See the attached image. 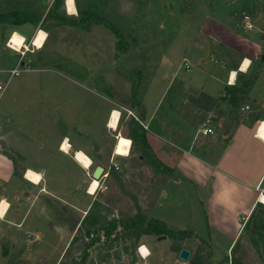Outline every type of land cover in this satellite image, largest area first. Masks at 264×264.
<instances>
[{
    "label": "rangeland",
    "instance_id": "374dc122",
    "mask_svg": "<svg viewBox=\"0 0 264 264\" xmlns=\"http://www.w3.org/2000/svg\"><path fill=\"white\" fill-rule=\"evenodd\" d=\"M3 1L0 0V6ZM23 1H27L33 11L41 10L45 14L49 10L51 15L56 14L67 19L76 17V12L74 16L65 13V0L56 1L53 7H51L53 0ZM72 1L74 10L77 3L81 7L91 4L90 6L98 9L106 19L116 25L121 31L123 44H126V53L119 54L117 58L111 55L117 53L115 45L118 40L101 26H94L89 32H82L67 26L48 29L47 22H39L31 27L0 24V64L4 70L8 69L4 78L0 80V84L6 83L2 97L14 94L13 104L6 102L3 109L15 115L14 120L17 125L18 121L27 118L23 108L29 96L39 91L47 93L50 95L48 99L50 106L60 113L62 105L63 111L69 112L71 123L77 127L83 125L91 130V124L95 122L92 131L95 135L88 138V151L94 154L95 149L101 146L108 157L94 159L88 170L83 169L82 173L77 171L78 177L73 175V180L71 178L65 180L66 187L74 188L73 194L69 192L70 196L64 199L65 203L59 201L61 197L52 196L42 199L41 207L28 206L32 208L35 218L33 216L32 221L25 222L26 229L22 226V230L13 232L5 227L1 228L5 241L0 242V249L2 248L6 254V257L4 256L6 261H3V264H58L66 250L65 264L71 259L76 262L82 260L83 264H227L225 260H229L232 255L247 261L253 254L256 243L246 236L241 235L242 245L236 254L232 252L236 240L227 250V242L217 235L210 233L214 239L212 242L209 239L203 212L206 199L204 200L203 197L206 196L205 192L210 186L195 188L187 184L186 180L173 170L169 173L163 170L157 171L150 157L146 155L140 157L139 145L131 144L126 138L131 129L128 123L130 118L143 130L146 129V125L137 119L136 109V106L142 109V95L145 88L150 94V98L146 100L148 105L156 100L157 94L162 90V86L157 85L156 81L153 86L151 84L146 86L150 77L159 74L157 59L161 55L160 49L171 39L173 30L185 26L191 31L197 22L198 26L200 25L203 16H213L212 11L208 9L209 11H204L205 14L202 11L198 21L199 8L188 5V0ZM245 4L237 2L233 6L234 15L220 8L219 4L216 12L221 13L222 16L233 15L236 18L240 16ZM259 6L255 5L253 11L244 10L247 13H256L261 10L258 9ZM38 30L46 34L44 46L40 50H36L30 44L33 33ZM14 32L25 39L24 45L29 50L20 60L19 55L9 50L6 45ZM238 34L243 36L241 31H238ZM222 55L226 60V68L234 67L239 61L233 52L226 51ZM18 60L22 62L23 68L17 66ZM26 64L29 68L25 67ZM252 64H254L251 65L253 71L246 77L256 74L257 65ZM11 68L24 70L8 78L7 73ZM122 77L129 78L132 83ZM241 77L236 76L233 86L239 85L238 80ZM136 82L139 84V90L133 101L131 84ZM258 84L255 98L258 102H262L264 84L263 81ZM223 89L222 94L212 100L200 93L183 94L178 83L174 82L168 89L166 99L159 102V108L161 111L167 106L168 101L173 112L194 129L205 123V127L212 129L213 132V137L209 141L214 139L213 145L219 144L218 146L222 147V142L228 138L230 131L235 129L236 123L244 122L253 129L258 121L264 120L263 110L256 108L254 103L249 101L248 96L245 100H240L236 107L228 105L227 100L230 96L226 95ZM108 102L113 103L114 109L120 113L117 124V131L120 134L116 140L115 132L103 136V123L106 118L104 105ZM244 105L249 106L248 113L240 111ZM93 111L96 112L94 119ZM206 140L197 137L194 142L195 147L200 149V145H205ZM115 141L116 156H113ZM11 159L16 166L15 174H17L19 171L17 158ZM111 163L118 166V171H113ZM95 166H101L104 172H108V176L100 182L94 195L90 196L87 193L91 182L89 176ZM172 180L180 183L176 186L166 184L164 187L165 181ZM246 184L251 187L253 180ZM77 185L80 189L75 192ZM255 189V197L258 193L264 195V179ZM223 190L231 189L223 186ZM244 197L245 200L248 199L249 192H245ZM198 200L202 201L203 205H200ZM227 202H233L232 197L225 195L217 200L220 205H225ZM257 204L259 203L255 205ZM259 205L264 207L263 204ZM86 214L88 216L84 227L97 221L100 226L110 231V235L105 237L102 231L97 235H86L84 231L76 232ZM159 218L163 222L158 221ZM242 218H238L237 224L240 223V226L247 221ZM164 222L176 230H169L164 226L166 231H160L156 236L149 235L156 228H160L157 223ZM136 226L140 227L138 237L123 240V236L135 230ZM73 237L77 238L75 243H71ZM159 237L164 239L159 240ZM91 239L97 241L84 248ZM140 246H145L149 252L146 259L138 253ZM180 249L190 252L186 262L177 258ZM262 261L264 262V250L259 248L252 258V264H263L260 263Z\"/></svg>",
    "mask_w": 264,
    "mask_h": 264
},
{
    "label": "crops",
    "instance_id": "0c3cea01",
    "mask_svg": "<svg viewBox=\"0 0 264 264\" xmlns=\"http://www.w3.org/2000/svg\"><path fill=\"white\" fill-rule=\"evenodd\" d=\"M67 2V0L64 2L65 13L74 16L75 10L73 14L68 13ZM237 2L246 3L244 7L246 10L253 11L255 5H260L258 9L261 10L256 13H247L242 9L240 16L235 18L233 6ZM187 3L199 8L198 21L202 16V11L204 13L209 9L213 16H203L200 25L198 26L197 22L191 31L185 26L173 30L171 39L165 47L160 49L161 55L157 59L159 74L150 77L146 83V86L147 84L153 86L156 81L157 85L162 86V90L157 94L156 100L148 105L146 100L150 98V94L145 88L142 95V109H140L141 121L139 122L146 125L144 141L152 155L162 165L178 173L183 180H186L187 184H191L195 188L204 185L210 186V191L205 192L206 196L203 197L204 200L206 199L203 211L205 213V229H207L211 242L214 239L212 234H215L227 242L226 249L228 250L233 242L235 240L237 242L242 235L240 233L243 225L237 224L238 218L243 217L242 220L246 221L255 204H260V198L264 196L262 193H258L255 197V188L264 179V121H258L253 129H250L244 122L240 123L230 131L225 146L219 147V144L213 145L214 139L209 141L213 137V132L208 136H199L198 131L201 126L194 129L173 112L168 101L167 106L160 111L159 102L166 99L168 89L174 82L178 83L183 94L200 93L204 97L215 100L222 94L223 87L234 85L237 75L246 77L253 71L251 65L255 63L257 76L248 93V99L254 103L256 108L263 110L264 115V96L262 102H258L255 98L258 82L263 81L264 84V0H188ZM217 4L233 15L222 16L221 13L216 12ZM242 15L251 18L253 24L251 31L242 29L240 24ZM22 26L31 27L29 24L18 27ZM238 31H241L243 36H240ZM39 32L43 31L38 30L33 33L30 41L32 47H34L33 43ZM218 33L223 35L220 36ZM44 35L46 34L44 33ZM45 40L44 37L41 48H34L42 49ZM16 41L22 42L17 43ZM24 44L23 37L14 32L9 46L17 50ZM226 51L233 52L239 58L234 67H225L226 60L223 59L222 53ZM111 55L113 56L114 53ZM112 60L115 62L114 59ZM245 60L250 63L246 71H240ZM256 60L258 62H255ZM7 70H4L0 64V80L4 78ZM232 72L235 76L230 84ZM49 98V94L41 91L30 95L23 108L27 118H23L24 120L18 121L15 125V115L3 109L6 102L13 104L14 94H7L3 97L2 94L0 95V202H5L7 205L4 214L0 217V242L4 240L1 228L5 227L13 232L22 230L23 227L27 228L25 222L32 221L33 216L35 218L32 208L29 207H41L43 205L40 201L52 196L61 197L59 201L65 203L64 199L70 196L69 192L73 194L74 188L66 187L65 180L69 178L73 180V175H76L77 171L82 173L86 170L75 161L77 152L88 156L91 163L99 157L100 159L108 157L105 149H102L101 146L95 149L96 153L94 154L88 151V138L95 135V132H92L95 122H92L91 130L83 125L77 127L71 123L72 118H69V112L63 111L62 105L60 113L50 106ZM113 106L111 102L104 105L106 118L103 123V136L115 132L116 140L120 134L117 127L116 129L108 127L111 113L117 111ZM95 114L96 112L93 111V119ZM197 137L207 139L205 145H200V149L194 145ZM65 141L70 147L67 153L60 150L61 144ZM115 148L116 141L113 147V156H116ZM11 158H17L19 169L17 174H15L16 166ZM28 172L38 174L39 183L30 182L26 178ZM251 180H253V184L248 187L246 182ZM179 183L180 181L174 180L165 181L164 187L166 184L176 186ZM223 186H228L231 190H223ZM79 189L80 187L77 185L75 192H78ZM245 192H249V198L246 200L245 197L243 198ZM225 195L232 197L233 202H227L225 205L217 203V200ZM198 202L203 205L202 201L198 200ZM157 220L163 222L161 218ZM163 224L169 230H176L170 227L167 222ZM210 233L212 234L210 235ZM1 251L2 248L0 249L2 261H0L3 264V261H6V255L4 257Z\"/></svg>",
    "mask_w": 264,
    "mask_h": 264
},
{
    "label": "trees",
    "instance_id": "16d2710c",
    "mask_svg": "<svg viewBox=\"0 0 264 264\" xmlns=\"http://www.w3.org/2000/svg\"><path fill=\"white\" fill-rule=\"evenodd\" d=\"M56 1H64V0H53L51 7L54 6ZM81 7L80 4H76L75 6V12L76 17L67 19L62 18L61 16H58L56 14H52L49 12V10L44 14L41 10L33 11L31 9L30 4L27 1L23 0H4L2 5L0 6V24L1 25H10V26H21L24 24H29L31 26H35L37 23L41 22H47L48 29L58 27V26H67V27H73L75 29H78L82 32H89L90 29L94 26H101L105 28L111 35L114 36L115 39H117V43L115 45V50L117 53L114 54V58H117L119 54H125L126 53V44H123V41L121 40V31L120 29L112 24L108 19H106L105 16H103V13H101L98 9H95L94 7L90 6ZM42 16H44L42 18ZM42 18V20H41ZM25 43V39H24ZM256 74L248 77L242 76L238 82V86H226L224 87L223 91L226 95L230 96L229 100H227V104L231 105L232 107H236L238 102L240 100H245L248 96L250 87L253 85L254 81L256 80ZM124 80H126L129 83H132V81L129 80L127 77H122ZM132 85V91H131V99L135 101L136 94L138 93V82L131 84ZM138 105V104H137ZM138 116L137 119L141 121V115H140V108L136 106ZM262 121H264L262 119ZM129 126H131V129L129 133H127L126 138H128L131 141V144H138L139 145V153L140 157L148 156L152 159V165H154L155 169L157 171L163 170L167 173H169V169L162 165L151 153L149 147L147 146L146 142L144 141V130L139 124L130 118L129 120ZM239 124L236 123L234 125V128H236ZM227 140H224L222 142V147L225 146ZM261 204V203H260ZM88 214H86L83 219L80 221L78 228L76 229V232L81 233V231H84L86 235H97L99 231H102L103 235L105 237L110 235V231L106 230V228H103L100 226L99 223L93 222L89 224L87 227H84L86 220H87ZM130 221V220H129ZM157 225L160 227L159 229L156 228V230L150 232L149 235L156 236L158 235L160 231H166L167 229L164 227L163 224L157 223ZM140 227L136 226L135 230L128 232L125 236H123V240L133 237L137 238L139 235ZM130 233V234H129ZM242 235L246 236L247 238L251 239L256 243V247L254 249L253 254L247 261H243L240 258H236L233 255L230 256L229 260L226 259L225 261L227 264H252V258L254 254L258 251L259 248H262L264 250V207L257 204L254 206L253 210L251 211L247 221L241 228ZM77 241L76 237H73L71 240V243H75ZM96 240H90L88 244L85 245L84 248H86L88 245H92ZM70 243V244H71ZM242 245V239L239 238V240L236 242L233 253L236 254L238 252V249ZM2 255L5 256L6 254L4 251H1ZM67 250L62 255L61 259L59 260L58 264H65V259L67 258L66 254ZM263 263L264 262H260ZM68 264H83V261L80 260L79 262H76L74 260H70ZM192 264V263H190ZM197 264V263H196ZM207 264V263H204Z\"/></svg>",
    "mask_w": 264,
    "mask_h": 264
},
{
    "label": "bare ground",
    "instance_id": "6f19581e",
    "mask_svg": "<svg viewBox=\"0 0 264 264\" xmlns=\"http://www.w3.org/2000/svg\"><path fill=\"white\" fill-rule=\"evenodd\" d=\"M67 11L69 14H73L74 13V6H73V1L72 0H67ZM13 36V35H12ZM11 36V37H12ZM44 33L43 32H39L38 36L35 38L34 40V43H33V46L35 48H41L43 42H44ZM11 39V38H10ZM10 39L8 41V43L6 44L8 47L9 46V42H10ZM11 49L13 50H16L12 47H10ZM248 67V64L245 63V61L243 62L242 66L240 67V71H246ZM234 76L235 74L232 72L230 74V84H232L233 80H234ZM119 118H120V113L118 111H113L111 113V117L108 121V127L110 129H116L117 127V124L119 122ZM69 145H68V142L65 141L61 144V151L64 152V153H67L68 150H69ZM75 161L78 162V164H80V166H82V168L88 170L90 167H91V160L89 159L88 156H86L84 153L82 152H77L75 154ZM26 175V173H25ZM35 177H39L38 174H34L32 172H28L27 173V176L26 178L30 181V182H33V183H39V180H40V177L39 179H35ZM100 186V182L99 180H94V179H91V182H90V185L88 187V195L92 196L94 195V193L96 192V190L99 188ZM4 205H6L5 202H2ZM260 203L264 205V196H261L260 198ZM7 206V205H6ZM6 207L4 208H0V211H2V215L4 214V211H5ZM2 215H0V217H2ZM141 249H145L146 250V254L144 252L141 251ZM138 253L140 254V256L143 258V259H146L148 256H149V252L148 250L146 249L145 246H140L139 247V251Z\"/></svg>",
    "mask_w": 264,
    "mask_h": 264
},
{
    "label": "built area",
    "instance_id": "2783aa9c",
    "mask_svg": "<svg viewBox=\"0 0 264 264\" xmlns=\"http://www.w3.org/2000/svg\"><path fill=\"white\" fill-rule=\"evenodd\" d=\"M241 26H242V29L244 31H251L253 29V24H252V20L249 16L247 15H244L241 17ZM9 50L11 51H14L15 53H17L19 55V60L21 57H23L25 55L26 52H28L27 48L24 46H22L21 48L17 49V50H13L11 49L10 47H8ZM23 49V50H21ZM17 62V66L20 67V68H23V64L22 62L20 61ZM26 68H29V65L26 64L25 65ZM24 69H18V68H13L11 70L8 71V78L11 77V76H16L20 71H22ZM4 88H5V83L4 84H0V95L3 93L4 91ZM264 100V98H263ZM240 111L241 112H245V113H248L250 111L249 109V106L248 105H244L240 108ZM200 133L201 136H208V135H211L212 134V130L208 127H205V123L202 124L201 128L199 129L198 131ZM60 149V147H59ZM111 168L113 169V171H118V166L114 163H111ZM108 176V172H104V169H103V172L100 176V179H99V182H103Z\"/></svg>",
    "mask_w": 264,
    "mask_h": 264
},
{
    "label": "water",
    "instance_id": "95a60500",
    "mask_svg": "<svg viewBox=\"0 0 264 264\" xmlns=\"http://www.w3.org/2000/svg\"><path fill=\"white\" fill-rule=\"evenodd\" d=\"M103 172V168L101 166H95L89 176L90 179L99 180L101 174ZM160 239H164V237H159ZM190 256V252L185 249H180L177 253V258L182 261L186 262Z\"/></svg>",
    "mask_w": 264,
    "mask_h": 264
},
{
    "label": "snow or ice",
    "instance_id": "6c2138e0",
    "mask_svg": "<svg viewBox=\"0 0 264 264\" xmlns=\"http://www.w3.org/2000/svg\"><path fill=\"white\" fill-rule=\"evenodd\" d=\"M17 43H20L22 41H16ZM35 179H39V177H35ZM7 207L6 205H4L2 202H0V208H4ZM0 215H2V211H0ZM142 252H144L146 254V250L145 249H141Z\"/></svg>",
    "mask_w": 264,
    "mask_h": 264
},
{
    "label": "clouds",
    "instance_id": "9594fccd",
    "mask_svg": "<svg viewBox=\"0 0 264 264\" xmlns=\"http://www.w3.org/2000/svg\"><path fill=\"white\" fill-rule=\"evenodd\" d=\"M245 63H246V64H249V63H250V61H247V60H245Z\"/></svg>",
    "mask_w": 264,
    "mask_h": 264
}]
</instances>
